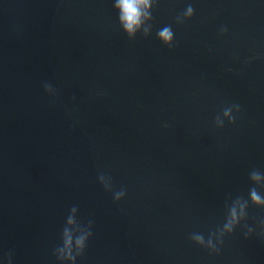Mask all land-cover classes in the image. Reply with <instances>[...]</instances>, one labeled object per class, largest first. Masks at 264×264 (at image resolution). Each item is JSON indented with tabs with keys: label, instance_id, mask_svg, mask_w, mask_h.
Instances as JSON below:
<instances>
[{
	"label": "water",
	"instance_id": "obj_1",
	"mask_svg": "<svg viewBox=\"0 0 264 264\" xmlns=\"http://www.w3.org/2000/svg\"><path fill=\"white\" fill-rule=\"evenodd\" d=\"M117 2L0 0V264H69L72 207L93 233L76 264H264V0H151L131 38ZM236 197L219 252L190 239Z\"/></svg>",
	"mask_w": 264,
	"mask_h": 264
},
{
	"label": "clouds",
	"instance_id": "obj_2",
	"mask_svg": "<svg viewBox=\"0 0 264 264\" xmlns=\"http://www.w3.org/2000/svg\"><path fill=\"white\" fill-rule=\"evenodd\" d=\"M152 6L151 0H118L115 5L119 9V20L123 24L124 30L129 34L131 38L136 30L143 23V19L152 20L151 11H148ZM194 14V9L191 5H188L186 8V13L184 15L192 17ZM177 22L182 23L183 20L181 17H177ZM152 25L148 28H145L143 35L148 36L150 34V29ZM227 31L222 28L221 33ZM157 36L163 40V42L170 47L173 44L174 33L171 26H165L157 32ZM235 108L237 112L240 111V106L233 105L232 107L224 109L223 113L225 116H229V122L235 123V117L231 115L232 109ZM219 121V126H223V121H220V118H216V124ZM167 127V125H165ZM249 178L254 184L264 187V174H261L257 170H252L249 173ZM100 182L104 185L105 190H111V181L110 178L100 175ZM107 180V182H105ZM125 196V191L121 189L120 191L114 192V200L119 201ZM249 198L252 204L257 206L264 207V198L258 193L255 187L249 190ZM249 206V200L244 199L243 197H236L230 206L227 207V215L225 223L222 228H218L216 231L209 234L207 240L202 234L193 233L190 236V239L196 244L208 248L212 252H219L217 243H223V237L225 234L233 233L234 229L240 224L242 220L247 218V208ZM77 208L72 207L70 214L66 220V226L62 232V245L56 247L54 254L57 259L61 262L67 261L69 264H76V258L82 256L85 248L87 247L88 239L93 235L91 231L92 222L89 221L86 227H82L78 221L73 220L71 213L76 212ZM260 226L264 229V219L260 220ZM247 232L245 235H250L253 232V229L247 225ZM8 264H11V254L8 255Z\"/></svg>",
	"mask_w": 264,
	"mask_h": 264
}]
</instances>
